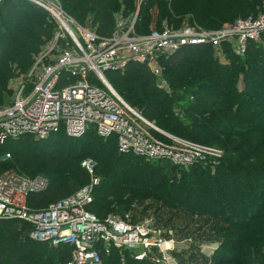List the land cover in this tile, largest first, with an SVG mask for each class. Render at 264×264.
Here are the masks:
<instances>
[{"label": "trees", "instance_id": "1", "mask_svg": "<svg viewBox=\"0 0 264 264\" xmlns=\"http://www.w3.org/2000/svg\"><path fill=\"white\" fill-rule=\"evenodd\" d=\"M60 2L68 15L102 37L113 34L120 18L136 14L135 30L140 35L163 24L216 30L264 14V0H147L139 9L136 0ZM55 31L54 21L43 9L22 0H0V106L10 94L13 74L30 70ZM213 55L210 47L197 46L163 60L170 96L158 89L146 66L130 64L129 74L108 73V80L129 105L177 137L217 147L220 141L213 135L224 136L227 140L221 145L230 161L214 173L199 164L175 168L121 154L114 137L101 138L95 130L78 139L62 132L43 141L32 137L9 141L0 149L7 153L10 149L14 158L3 161L7 153H2L0 171L15 169L48 179L47 192L29 197L33 209H43L90 185L92 177L82 163L91 159L99 184L88 210L97 217L132 210L140 219L150 218L157 230L192 237L191 251L180 255L179 264H264V44H251L244 58L228 52L227 62ZM224 192L230 201L219 196ZM8 222L18 246L13 256L0 232V264H51L52 252L39 253L48 248L46 244L28 250L33 242L28 224ZM206 244L219 247L206 256L202 253ZM59 249L63 264L72 249ZM125 258L128 264H153L136 261L132 255ZM119 259L121 254L114 250L105 264Z\"/></svg>", "mask_w": 264, "mask_h": 264}, {"label": "built area", "instance_id": "2", "mask_svg": "<svg viewBox=\"0 0 264 264\" xmlns=\"http://www.w3.org/2000/svg\"><path fill=\"white\" fill-rule=\"evenodd\" d=\"M22 1L46 11L57 29L36 65L33 86H22L11 104L0 106L1 147L23 137L43 141L63 132L78 139L95 130L101 138L114 137L119 153L124 155L184 169L218 165L222 157L219 148L158 128L118 94L108 73H122L130 64L146 66L158 85L167 88L163 62L184 48L204 46L220 56L230 52L244 58L251 44H264V14L216 30L184 23L154 28L144 35L136 33L137 16L131 22L120 18L113 34L102 37L68 15L60 0ZM145 1L137 0L139 6ZM45 60L47 64L40 68ZM11 158L7 153L2 160ZM82 167L92 177L90 185L43 209H33L29 197L47 192L48 179L29 177L15 169L0 171V220L25 222L41 235V242L70 247L71 257L63 264H105L114 250L121 254V261L125 259L123 252L139 262L168 261L175 243L161 230L113 216L101 219L88 210L99 179L94 176L93 160L83 161ZM154 252L159 255L157 259L152 256Z\"/></svg>", "mask_w": 264, "mask_h": 264}, {"label": "rangeland", "instance_id": "3", "mask_svg": "<svg viewBox=\"0 0 264 264\" xmlns=\"http://www.w3.org/2000/svg\"><path fill=\"white\" fill-rule=\"evenodd\" d=\"M137 6H138V9L141 8V6H139V2H137ZM62 7H63V5H62ZM136 16H137V14L134 15V16L127 17L125 19L122 18V19H123V21L131 22L134 18H136ZM51 19L53 20L52 17H51ZM121 20H120V22H121ZM54 23L56 25V22L55 21H54ZM163 26L176 27V26H173V25L172 26H169L168 24H163ZM163 26H161V27H163ZM56 29H57V27H56ZM152 29H154V28H152ZM51 41H52V39L49 42H46L45 44L42 45L41 51L34 58V63L30 67V70L28 72H26V73H20L18 71V72L15 73V75L13 74L12 78L9 80V85H8V88L10 90V94H9V96H6L4 98V101H3V103L1 105L5 106V105L11 104L12 101L14 100L15 96L17 95V93L19 92V90L21 89L22 86H25V87L26 86H28V87L33 86L34 81H35L36 72H38V69H36V65H37V63H39V62L42 61L41 58H43L45 56L46 50L49 47V44L51 43ZM227 54L228 53H225V54H223L221 56L220 55H217V54H214L213 56L217 57L222 62H227L228 61ZM47 62H48V60H45L43 64H40V68H43V66L45 64H47ZM13 68L15 69L16 66H14ZM122 73L123 74L121 76H125V75L129 74V71L128 70H124V72H122ZM131 75L133 77L136 76L135 73H132ZM136 77H138V76H136ZM156 85L158 86V89L160 91H162L166 95L170 96V94L172 92V90L170 89V86L167 87V88H163L162 86H159L157 79H156ZM168 85H169V83H168ZM152 123H154L156 125L155 122H152ZM158 128H160V127H158ZM160 129H162V128H160ZM164 131L167 132V133H169V134H172L173 135V133H170L169 131H166V130H164ZM213 136H214V138H216L217 141H220L217 144L218 145L217 148H219L222 151V157L218 160L219 162H218V165L217 166L212 167V168L205 167L209 171H211L212 173H214L217 170L216 168L221 167V165H222L223 162H224L223 164L228 165L229 164V161H230V158L225 157L226 156V151L224 150V147L221 145V143L222 142H225L227 139L224 136H220V135H213ZM22 144H26V143L24 142ZM26 147H28V146L26 145ZM21 149H23V147H21ZM6 151H8L6 148L3 149V150L0 149V155L2 153L4 154V152L7 153ZM9 152H11L10 149H9ZM3 158L4 157H2L1 160ZM13 158L14 157L12 156V158L9 159V161H12ZM11 164L13 165L12 162H11ZM263 185H264V182H263ZM242 192H244V191L241 190V194H242ZM219 196L222 197L225 200V202L230 201V196L227 193H225V192L224 193H221ZM96 210L97 209H94V208L92 209V211L94 213L96 212ZM108 216H113L116 219H119V220L124 221V222H127V223H131V224H143V223H147V224H150L152 227L154 226L153 225V221L150 218L140 219V217L134 215V212L132 210L129 211V212H126L125 214H123L122 212H120V213H117L116 212V213L109 214ZM8 221H10V220H8ZM8 221L7 220H0V232L2 233L3 238L6 241V243L9 244V246L12 248L13 256H15V253L17 251L16 248L18 246L17 245L18 240H17V238L15 236H13V235L10 234V232H9L10 223ZM12 221H18V220H12ZM163 231H164V234L166 235V237L168 236V237H170L171 240H174V243L175 244L173 246L174 247V250L170 251L171 252L170 253V256L171 257H168V261H166V262L163 260L161 262V264H179L180 255H183V253L185 251H189V252L191 251L190 245H191V241L193 240V238L192 237H189V236L182 237V236H180L181 234H176V232L173 231V230H167V229L165 230L164 229ZM170 231H171L172 234L169 233ZM40 239H41V235L40 234H38L37 232L31 231V233H30V240L33 241V242H32V244H30L28 250H30L33 247V245L34 246H37L38 245L37 243L46 244V246L49 249L48 248H44V249L41 248V249H39L40 250L39 253L45 254L46 252H48L46 250H49V252H52V255H53V257H51V264H59L61 260H59L58 256L61 253V250L62 249H59L60 247H56V246L50 245L49 242H41ZM37 247H39V246H37ZM218 247H219L218 244H206V245H204L202 247V253L205 254L206 256H211V255L214 254L215 250ZM122 254H123L124 257H128V258L131 256V254H129V252H123ZM38 256H40V255H38ZM48 256H50V255H48ZM152 256H153L154 259H157L159 257V255L157 254V252H154ZM119 260L116 263H118V264H128L126 262V258L124 259V261H121L120 260V262H119ZM149 261L150 262H153L151 260H149ZM108 263H109V261H107V264ZM116 263H113V264H116ZM5 264H10V263L7 261V262H5ZM41 264H43V262H41ZM153 264H156V263H153Z\"/></svg>", "mask_w": 264, "mask_h": 264}]
</instances>
